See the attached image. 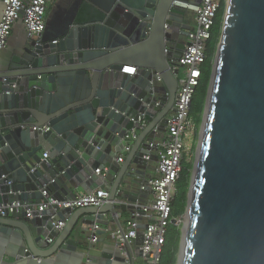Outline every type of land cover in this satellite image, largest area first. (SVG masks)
<instances>
[{"label": "water", "instance_id": "obj_1", "mask_svg": "<svg viewBox=\"0 0 264 264\" xmlns=\"http://www.w3.org/2000/svg\"><path fill=\"white\" fill-rule=\"evenodd\" d=\"M175 1L57 0L44 33L0 70V204L38 206L44 190L70 200L109 185L101 206L0 218V233L20 246L10 264L74 253L84 264H125L117 241L94 259L88 239L111 220L123 233L120 213H141L155 194L152 142L175 112L191 31ZM185 217L178 264H264V0L226 3ZM143 237L127 251L143 256Z\"/></svg>", "mask_w": 264, "mask_h": 264}, {"label": "built area", "instance_id": "obj_2", "mask_svg": "<svg viewBox=\"0 0 264 264\" xmlns=\"http://www.w3.org/2000/svg\"><path fill=\"white\" fill-rule=\"evenodd\" d=\"M222 0H176L174 5L183 7L188 14L185 25L191 26L187 37L188 45L184 50L178 65L183 70V77L179 80V88L176 94L174 109L169 117L167 132L163 137L152 142L156 145L155 153L159 157L157 175L149 180L150 186L155 191L154 200L142 206L141 213H133V218L128 220L124 232H113L112 239L120 244V250L125 257V264H136L135 247L130 252L126 245H133L140 231L144 232L141 249L144 262L142 264H161V255L166 240V233L172 219V206L176 198L177 183L183 170V161L188 159L190 140L196 131V125L191 117L192 100L200 85L202 67L207 59V47L212 36L215 19L220 9ZM55 0H4V12L0 17V57L7 49L14 25L21 21L28 34V38L40 36L46 29V22L51 5ZM194 16L195 25L188 22V18ZM168 25H166L167 27ZM56 42V41H55ZM135 66H125L123 72H129L132 76L137 73ZM180 74V73H179ZM157 81L161 82L158 76ZM43 130H48L47 127ZM136 138L135 133L132 134ZM43 160L49 159L44 153ZM119 162L124 158L120 157ZM188 161V160H187ZM101 174L100 170L96 171ZM103 184H106L103 180ZM44 200L40 205H20L19 203L0 204V218H7L13 213L24 209L28 218H33L36 212H44L48 209L55 211L71 209L73 211L85 207H97L109 197V185L104 189L99 188L90 195L78 194L70 200H59L49 195L47 190L43 192ZM52 220L58 229L63 230L66 222L58 221L57 214ZM181 225L182 219H176ZM99 227L92 229L93 234L88 242L95 246L99 242Z\"/></svg>", "mask_w": 264, "mask_h": 264}, {"label": "trees", "instance_id": "obj_3", "mask_svg": "<svg viewBox=\"0 0 264 264\" xmlns=\"http://www.w3.org/2000/svg\"><path fill=\"white\" fill-rule=\"evenodd\" d=\"M226 13V1L222 0L218 10L215 24L212 30V36L207 47V59L202 67V78L199 87L192 100L191 117L195 122L196 129L203 121V114L206 106L209 86L213 73L214 59L217 54L218 46L221 40ZM192 164L187 160L183 161V170L177 183V195L172 206V219H183L186 215L188 205V195L191 185ZM180 202V206L177 204ZM182 239L181 225L169 224L166 233V240L161 255V264H177L179 249Z\"/></svg>", "mask_w": 264, "mask_h": 264}, {"label": "crops", "instance_id": "obj_4", "mask_svg": "<svg viewBox=\"0 0 264 264\" xmlns=\"http://www.w3.org/2000/svg\"><path fill=\"white\" fill-rule=\"evenodd\" d=\"M57 0H55L56 3ZM4 12V0H0V17ZM188 22L194 26V16H190L188 18ZM28 39V34L25 29L24 24L19 21L14 25L12 35L9 39L7 49L2 53L0 57V64L7 61L9 58L12 57L13 54L20 51L23 46L26 43V40ZM128 67L134 66V65H127ZM126 74L131 75L129 72H125ZM132 76V75H131ZM163 133H159L157 136L158 138L163 137ZM44 153H42L43 156ZM127 154H123L120 157L126 159ZM157 169H158V163H152L149 169L147 170V173L151 175L152 177H155L157 175ZM84 192L82 190H79L76 194H83ZM155 194L150 193L148 195V202H151L154 200ZM133 218V213L130 211L121 212L120 213V221L126 225L127 221ZM106 219L111 220L109 216L106 217ZM114 225V222L111 220L109 226H102L101 230L105 231L106 233L104 235H100L99 242L95 244V253L94 259H100L101 251L103 249L107 248V241L112 238V226ZM20 246L17 244V242H14L13 239H11L9 236H6L2 233H0V264H10L13 261V256H16L19 253ZM79 253L86 251L85 247H78ZM50 260V264H84L85 262L82 261V257L80 254L74 253L72 255H63L59 258L56 256H53ZM92 264H98L97 261L95 262L92 260ZM144 262L143 256H136L135 263L136 264H142ZM114 263V262H113ZM115 264H123V263H115Z\"/></svg>", "mask_w": 264, "mask_h": 264}, {"label": "rangeland", "instance_id": "obj_5", "mask_svg": "<svg viewBox=\"0 0 264 264\" xmlns=\"http://www.w3.org/2000/svg\"><path fill=\"white\" fill-rule=\"evenodd\" d=\"M225 1H226V3L228 2V0H225ZM195 24L196 23L194 22V25ZM214 61H215V59H214ZM6 66H7V64H6V61H5L4 63L0 64V70L5 69ZM183 74H184V72H183V70H181L180 74L178 75V78L179 77L180 78L183 77ZM204 113H205V110H204ZM203 118H204V114H203ZM201 129H202V123H201V125L199 127V130L196 129L194 136L190 140L189 153H188V159L187 160H188V162H190L192 164L191 181H192V179L194 177V167H195V164L197 162V156H198V151H199V146H200ZM175 194L177 195V192ZM180 204L181 203L178 202L177 206L179 207ZM182 221L183 222L181 224V227L183 228L184 227V224L187 222L186 221V217H184L182 219ZM82 236H83V234L81 232H75V233H73V237H75V238H79V237H82ZM180 246H181V244H180ZM179 253H180V249H179Z\"/></svg>", "mask_w": 264, "mask_h": 264}, {"label": "bare ground", "instance_id": "obj_6", "mask_svg": "<svg viewBox=\"0 0 264 264\" xmlns=\"http://www.w3.org/2000/svg\"><path fill=\"white\" fill-rule=\"evenodd\" d=\"M185 246V245H184ZM181 262H183V257H182V260H181Z\"/></svg>", "mask_w": 264, "mask_h": 264}, {"label": "flooded vegetation", "instance_id": "obj_7", "mask_svg": "<svg viewBox=\"0 0 264 264\" xmlns=\"http://www.w3.org/2000/svg\"><path fill=\"white\" fill-rule=\"evenodd\" d=\"M53 7V5L50 7V10H51V8ZM50 12V11H49Z\"/></svg>", "mask_w": 264, "mask_h": 264}]
</instances>
